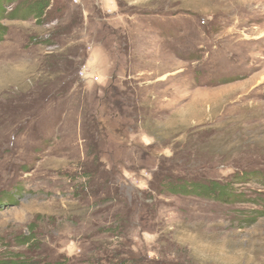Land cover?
<instances>
[{"label": "rangeland", "instance_id": "1", "mask_svg": "<svg viewBox=\"0 0 264 264\" xmlns=\"http://www.w3.org/2000/svg\"><path fill=\"white\" fill-rule=\"evenodd\" d=\"M47 11L0 41V260L105 264V242L137 264H264V176H244L264 171V0Z\"/></svg>", "mask_w": 264, "mask_h": 264}, {"label": "trees", "instance_id": "2", "mask_svg": "<svg viewBox=\"0 0 264 264\" xmlns=\"http://www.w3.org/2000/svg\"><path fill=\"white\" fill-rule=\"evenodd\" d=\"M51 0H0V41L7 33V27L4 24V20H29L31 18H34L37 22L41 23L43 22L47 15H48V7L50 6ZM12 6L11 11H7L6 7ZM80 55V54H79ZM250 136V135H249ZM87 175V174H86ZM245 177H261L264 176V171H258V172H245ZM162 187L166 189L169 192H172L174 194H197L199 196H204L208 198H214V199H227L231 197V187L229 183L222 184L221 182L213 179H208L205 181H194L189 180L187 178L183 177H176L172 178L171 174L164 175V178H162ZM16 192L19 193V189H16ZM106 202V201H105ZM103 202V203H105ZM97 208V205L94 206ZM108 210V209H107ZM96 212V211H95ZM102 212V211H101ZM95 216V213H91V217ZM108 218H105V220ZM108 221V220H107ZM105 221L104 223H108ZM94 227L98 229V226L100 223L93 222ZM119 225L112 223L106 224V226H102V229H99L100 231H111L115 232L116 236H121V231L118 229ZM120 231V232H119ZM33 239H31L30 236H26L24 238V242L26 244H31ZM98 241V240H97ZM96 241V242H97ZM98 244L101 243V246H110L111 244L105 242H97ZM108 247L105 248H97L93 252L94 258L100 262L101 259H99L100 252L99 250H103L104 255V263L105 264H137L133 261L132 258H127L126 253L121 252L119 254H113V252L108 251ZM121 254V255H120ZM122 254L125 255V257L122 256ZM0 264H34L33 260H30L27 257H8L6 259H1Z\"/></svg>", "mask_w": 264, "mask_h": 264}]
</instances>
